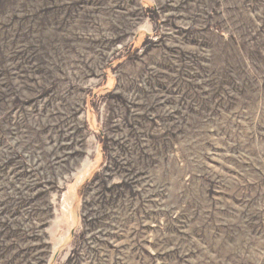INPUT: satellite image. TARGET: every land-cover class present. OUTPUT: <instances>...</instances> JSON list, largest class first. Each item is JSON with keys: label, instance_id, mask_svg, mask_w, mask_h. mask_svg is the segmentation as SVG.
I'll return each instance as SVG.
<instances>
[{"label": "rangeland", "instance_id": "rangeland-1", "mask_svg": "<svg viewBox=\"0 0 264 264\" xmlns=\"http://www.w3.org/2000/svg\"><path fill=\"white\" fill-rule=\"evenodd\" d=\"M0 264H264V0H0Z\"/></svg>", "mask_w": 264, "mask_h": 264}]
</instances>
